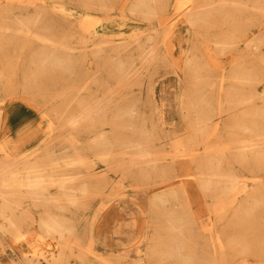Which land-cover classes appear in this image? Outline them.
<instances>
[{
    "label": "rangeland",
    "instance_id": "rangeland-1",
    "mask_svg": "<svg viewBox=\"0 0 264 264\" xmlns=\"http://www.w3.org/2000/svg\"><path fill=\"white\" fill-rule=\"evenodd\" d=\"M167 3L0 0V264H264V236L253 251L245 228L223 229L248 220L264 230V169L250 174L226 160L264 138L251 127L252 111H239L264 99L250 96L264 89V34L257 33L264 0ZM209 14L216 18L208 22ZM252 33L263 58L233 54ZM110 45L116 72L125 70L124 54L139 57L138 50L158 52L173 71L159 64L140 88L141 74H132L135 84L119 98L126 102L108 113L100 100L111 96L101 53ZM202 54L206 61H196ZM208 65L223 67L215 89L197 86ZM211 89L220 96L206 97ZM140 92L150 95L137 111L139 99L127 100ZM101 113L121 114L124 126L138 129L116 138L120 123L100 122ZM97 145L106 151L93 154ZM145 166L152 168L137 171ZM2 214L16 225H6ZM190 234L201 241L193 245Z\"/></svg>",
    "mask_w": 264,
    "mask_h": 264
},
{
    "label": "bare ground",
    "instance_id": "bare-ground-1",
    "mask_svg": "<svg viewBox=\"0 0 264 264\" xmlns=\"http://www.w3.org/2000/svg\"><path fill=\"white\" fill-rule=\"evenodd\" d=\"M160 4H161L160 5L161 8H165V7L168 6L167 0H160ZM210 8H212V9H222L223 6H213V7H210ZM215 18H216L215 15L211 14L209 16V18H208L209 20H207V21L210 22L211 20H214ZM33 20H34L33 23L36 22L35 21L36 20V17ZM207 21H205L204 24H207L208 23ZM258 24L259 25L257 27L258 28L257 29V31H258L257 33L258 34L259 33L264 34V20H260V22ZM174 25H172L171 27H173ZM95 29H96V25L94 24L93 27L91 28V32H90V34L92 35V37H94L95 35H97V32H96ZM252 35H253V37H251V39H253L252 42L249 40V38H247L246 40H244V42L240 43V45L237 48H235V50L232 49V53L233 54L234 53L236 54V52L238 50H241L243 52H250V53H252L253 57H256V55H257L259 58H263L262 57V54L257 53L258 52V49H259L258 48V44H257V42H254V40L257 39V37L254 38L255 35L253 33H252ZM205 39L207 40L208 38H205ZM208 40H212V39H208ZM112 47L113 46H111V45L108 46V48H106V50H104L101 53V56H103L105 58V65H106V71H107V78H106L107 79V83H106V87L108 89L109 94H111V96L109 98H107V99L106 98H104V99L101 98L100 100L101 101H104V103L106 101V106L109 108L108 113H110L112 107H114L115 105H122L123 102H126L124 100L123 101L119 100V98H120L121 94L123 93L124 87L128 83L129 84L134 83L133 82V75L132 74H141V76H139V78H138L137 83L136 84L134 83L135 85H137L140 88V86H141V82L140 81L142 80V77L144 75L150 77V75L157 69V67L161 63H162V65L167 64V65L170 66V64L167 61H165L158 52H157V54L154 53V54H156V56H147V55H144V53L142 52V50H138L139 57L136 56V55H134V54H131V53L126 54V55L124 54V56L121 59H122V62L124 63L125 70L124 71L118 70L116 72V70H114L113 61H112V59L109 58V54L111 53ZM156 49H159V46H152V51H156ZM232 53L230 52L231 55H232ZM84 54H86V53H84ZM60 56L65 57V53H63V51H61L60 52ZM80 56L81 55H79L78 57H80ZM206 56L207 55H203L202 54L199 57H196L195 59L198 62L199 61H203V60L206 61V58H207ZM47 58H49V56H47ZM206 64H208V62ZM170 68H171L170 72L173 71L171 66H170ZM207 69H208L207 71L205 70V72L201 73V75L198 76V78H197V81H198L197 82L198 83L197 86L200 87V86L204 85V87H210V88L212 87V88L215 89L219 85L218 84V81H219L218 75H220V76L223 75V73H222L223 67L222 68H217V67H214V66L213 67H210V65H208L207 66ZM184 75H186V77H189L190 75H192V73H190V70H189V71L184 72ZM44 78H45V76H44ZM61 78H63V76ZM109 81H110V83H109ZM112 81H114V83H116V81H117V83H119L118 86H115L117 89H115V87L114 88L110 87ZM210 81L212 82V85L211 86H209V84L208 85H205V84H207V82L209 83ZM121 87H122V89H121V92H120L118 89L121 88ZM211 90H212L211 92L209 91L208 93H206L204 95H206V97H218V96H220V91H218V90L217 91H215V90L213 91V89H211ZM151 93H153V92H151ZM253 93H255L254 96H253ZM253 93L250 95L251 97H254V98H264V89L261 92H257L255 90ZM145 95L146 96H144L140 92L139 95H137V97H131L127 101H129L130 99H139V102L137 103L138 104L137 105L138 106L137 111H138L139 108H140V106L141 105H144V100L146 99L147 95H150V94L145 93ZM249 105L250 104H247L243 109H239V111H240L241 114H243V111L244 112L245 111H252L253 117L249 119V121L251 122V127H253V128H257L258 127L261 130V134L260 135L262 136V132H264V115L261 116L262 118H257V119L254 117V115L255 114H258V111L261 110L260 108H262V105H264V99L261 100V101H255V102H253L250 105L251 107H249ZM210 112H212V113H210ZM208 113L209 114H213L214 112H213L212 109H210V111H208ZM101 116L102 117L104 116V119L102 118L99 121L100 122L102 121V122H104V124L106 123L109 126H111V123H112L113 120H115V121H117V122L120 123V127L116 126L114 128V131H113V133L115 134L114 137H116V138L117 137L127 136V133H129V130L130 131H132V130L134 131V129H136V130L138 129V127H136L134 125H132V126L125 125L124 126L122 124V115L121 114H118V115L114 114L113 116H111L109 114V115L105 116L103 113H101ZM229 116L227 118H230ZM240 116L242 117V115H240ZM238 118L239 117H237L236 119H238ZM93 120H94V118H93ZM222 120H223V118H222ZM218 123H219V121H218ZM140 128H142V125H141ZM236 135L237 134L234 135V138L236 137ZM259 139L260 140L254 141L252 143V147L249 144L248 145L247 144H243V146H245L247 148L246 150L239 151V152H237L235 154H232L230 158L228 157L229 156L228 155L227 158H226L227 163H231V160H232L233 163L234 162L240 163V165H241L240 167L245 172H246V170H250L251 171L252 169L254 170L255 168L258 169V171H255V172H259L260 170L262 171L264 169V138H259ZM144 140H142V141L145 142ZM28 141H30V138H28ZM37 144L38 145L36 146V148L45 145V141L44 140H41ZM208 144H211V143L208 142ZM222 145H224V144H222ZM72 146L75 149V150H73L74 152H78L79 149L81 148L80 145L79 146L72 145ZM99 147H102V148L100 149ZM104 147L105 146H98V148L91 149V152L93 154L104 153L106 151V149H104ZM25 148H26V146H25ZM79 153H81V151L78 152V154ZM50 154H51V151H49L48 156H50ZM206 160H207V158H205V159H194L192 162L193 163H195V162L196 163H199V162L203 163V161H206ZM202 167H203V164H202ZM151 168H152L151 166L150 167L149 166L137 167V171H142L143 170V173H144V172L150 170ZM217 168H219V167H217ZM260 168H262V169H260ZM91 170H93L92 172H95V166L94 167H91L88 172H91ZM261 171L259 172V174L261 173ZM88 172H85V174H83V177H86V176L88 177L90 175V174H88ZM241 172H243V171L241 170ZM247 172H249V171H247ZM251 173H252V171L250 172V174ZM140 174H142V173H138L137 172V173H133V174H131L129 176H130V178H138L137 175H140ZM123 175H122V177H123ZM124 176H126V175H124ZM167 176L168 175L166 174V178H167ZM261 177H262V175H261ZM167 180H168V178H167ZM202 180L203 181H201V184L204 186L205 189H207V188H209L211 186V183H212L211 180H212V178H211L210 175H207L206 177L202 178ZM81 182H84V181H81ZM234 182H236V181H231L229 183L232 184ZM34 184L35 183H28V184H24V185L31 187ZM254 192L255 193L257 192L259 194L260 190L258 189V191H257V189H256ZM173 193H174V191H171L169 189V194H173ZM263 194H264V191H263ZM1 195H2V193H0V196ZM169 197H171V196L169 195ZM171 198L173 199V197H171ZM17 207H18V204H16V206H13V210H17ZM2 215H3L4 219L6 220V223H5L6 225H10V226L16 225V221H13V220L9 219L10 217H8V215H6V214H2ZM16 216H17V214H15V212H14V218ZM3 217H1V218H3ZM43 223L46 226H50V227H53L54 228V224L55 223H53V222H46L45 221ZM17 224H18V222H17ZM237 227H239L238 228L239 231L241 230V228H245L246 229V232H243L244 234H246L247 239L249 241V242H246V243H247V245L250 244V245H248L250 248H255V249H253V251H257V249L260 248V246H261V244L259 242H257V241H258V238H262V236H264V230H262L259 227L255 228L256 227V223L254 221H252V222L249 223L248 220H246L245 222H239V223L235 222V223H231V226H229V227L224 226V228L223 227L222 228L224 230H226V231L236 232ZM249 227H251L252 229L248 230ZM51 231H53V232H51ZM46 232H51V235H55V233H57V235H58L59 238H61L63 236L59 230H46ZM204 232L206 234V231H204ZM204 232L202 231V233H203L202 234L203 235L202 236L203 237L202 241H201V239L199 237H198V239H200L199 241H201L202 243L204 241L205 245L203 247L206 248V240H207V238H205L206 235L204 234ZM193 235L194 234L188 235V241L190 240L191 243L194 245L195 239L197 240V238L194 239L193 237L195 235L194 236ZM197 236H200V235H197ZM212 238H213L212 239L213 242H215V245H216L217 244L218 237L217 236H212ZM191 239H194L193 240L194 242ZM199 241L197 240V242H199ZM191 248L194 249L195 246H192ZM58 255H59V253H58ZM52 256L55 257V254L53 253ZM56 256H57V254H56ZM50 257H51V254H50ZM29 262H30V260H29ZM13 264H24V263L18 260V261L13 262Z\"/></svg>",
    "mask_w": 264,
    "mask_h": 264
}]
</instances>
